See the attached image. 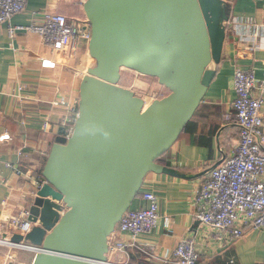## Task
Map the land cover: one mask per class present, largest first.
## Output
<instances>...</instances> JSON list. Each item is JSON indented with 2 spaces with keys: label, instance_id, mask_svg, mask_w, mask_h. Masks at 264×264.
I'll list each match as a JSON object with an SVG mask.
<instances>
[{
  "label": "water",
  "instance_id": "95a60500",
  "mask_svg": "<svg viewBox=\"0 0 264 264\" xmlns=\"http://www.w3.org/2000/svg\"><path fill=\"white\" fill-rule=\"evenodd\" d=\"M89 55L69 137L60 127L44 183L28 208L22 238L40 248L31 264H101L107 240L149 172L178 139L219 64L228 15L222 0H85ZM170 89L145 108L118 85L121 69ZM23 264V263H19Z\"/></svg>",
  "mask_w": 264,
  "mask_h": 264
},
{
  "label": "crops",
  "instance_id": "0c3cea01",
  "mask_svg": "<svg viewBox=\"0 0 264 264\" xmlns=\"http://www.w3.org/2000/svg\"><path fill=\"white\" fill-rule=\"evenodd\" d=\"M228 21L219 64L192 118L175 143L157 162L164 172L146 174L130 209L148 207L141 194L152 192L158 200V220L150 233L137 236V244L152 247L157 258L128 249V264H175L173 249L193 238L199 252L196 264H260L264 258V231L246 227L243 236L228 240L194 218V196L209 171L238 142V125L232 101L237 67L264 76V0H222ZM85 0H26L25 10L0 27V235L12 237L10 219L28 211L34 181H44L42 171L64 120L78 113L80 84L91 67L88 44L79 42L74 55L52 51L34 32L9 33L10 27L41 23L46 13H61L83 20ZM54 67L42 66L43 61ZM57 103L56 105L54 104ZM63 102V103H62ZM72 110V111H71ZM264 124V101L262 106ZM48 128L42 129L44 121ZM7 135L8 138L1 140ZM264 151L263 136L259 140ZM45 182V181H44ZM0 248V264H29L34 253ZM111 261L123 256L108 253ZM166 259V261L161 260ZM30 263V264H31Z\"/></svg>",
  "mask_w": 264,
  "mask_h": 264
},
{
  "label": "built area",
  "instance_id": "2783aa9c",
  "mask_svg": "<svg viewBox=\"0 0 264 264\" xmlns=\"http://www.w3.org/2000/svg\"><path fill=\"white\" fill-rule=\"evenodd\" d=\"M25 4L26 0H0V27L15 14L24 11ZM82 23L83 20H72L64 14L50 12L43 16L41 23L10 27L9 33H37L52 51L72 56L79 42L88 44L90 40L89 27L83 28ZM260 30L264 32V25ZM42 66L54 67V62L45 60ZM233 88L236 96L232 106L239 129L237 146L230 156L220 158L194 196L195 220L232 241L241 238L246 227L264 231V151L259 145L264 125V76L257 79L252 71L237 67L233 75ZM77 114L72 111L71 117L63 122L66 137L72 132ZM47 128L48 121L45 120L42 129ZM5 138L8 136H2L1 140ZM43 183L42 180L34 181L33 197ZM141 197L149 206L128 209L107 240L108 253L121 255L124 261H111L107 253L106 261L101 264H128L129 248L139 250L145 257L157 258L152 247L142 248L137 244V236L150 233L156 227L159 216L155 194L144 192ZM27 217L28 211L22 210L10 219L13 234L24 238L35 226L36 223L28 222ZM0 248L7 249L6 256L9 258L14 250H26L34 254L40 251V248L24 240L13 242L6 235H0ZM172 255L175 264H196L199 252L193 238L187 237L177 244ZM260 264H264V258Z\"/></svg>",
  "mask_w": 264,
  "mask_h": 264
},
{
  "label": "rangeland",
  "instance_id": "374dc122",
  "mask_svg": "<svg viewBox=\"0 0 264 264\" xmlns=\"http://www.w3.org/2000/svg\"><path fill=\"white\" fill-rule=\"evenodd\" d=\"M95 65L96 61L92 58L91 67H94ZM118 85L132 91L135 96L143 99L145 102V108L149 106L153 100L162 98L171 92L170 89L160 84L157 78L140 71L129 70L126 68L121 69ZM21 253L27 254V251L22 250Z\"/></svg>",
  "mask_w": 264,
  "mask_h": 264
},
{
  "label": "trees",
  "instance_id": "16d2710c",
  "mask_svg": "<svg viewBox=\"0 0 264 264\" xmlns=\"http://www.w3.org/2000/svg\"><path fill=\"white\" fill-rule=\"evenodd\" d=\"M188 124V123H187ZM187 124H186V126H185V128L184 129H186V127H187ZM160 160V158L159 159H157V162Z\"/></svg>",
  "mask_w": 264,
  "mask_h": 264
}]
</instances>
